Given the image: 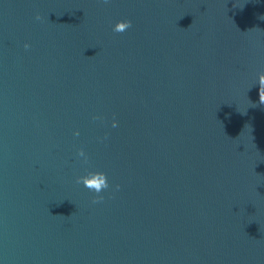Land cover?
Masks as SVG:
<instances>
[{"label":"water","instance_id":"95a60500","mask_svg":"<svg viewBox=\"0 0 264 264\" xmlns=\"http://www.w3.org/2000/svg\"><path fill=\"white\" fill-rule=\"evenodd\" d=\"M261 73L264 0H0V264H264Z\"/></svg>","mask_w":264,"mask_h":264},{"label":"clouds","instance_id":"9594fccd","mask_svg":"<svg viewBox=\"0 0 264 264\" xmlns=\"http://www.w3.org/2000/svg\"><path fill=\"white\" fill-rule=\"evenodd\" d=\"M104 3H108L109 0H103ZM37 20H40L41 17L39 15L36 16ZM132 26L131 20H121L117 22L113 28V31L116 33H123L127 31ZM26 49L30 47V45L25 44ZM259 84V102L264 104V73L259 75L258 79ZM94 120L100 119L98 116L93 117ZM112 127H118V121L115 119L112 121ZM76 136H79L80 133L77 131L75 133ZM80 157H84V162H88V157L85 151L81 148L78 152ZM77 183H82L89 191L96 193L97 195L93 198V203H100L103 201L104 197L99 195L105 189L110 188V184L107 178L106 173L104 172H89L87 175L77 178ZM120 186L116 185V189L119 190Z\"/></svg>","mask_w":264,"mask_h":264}]
</instances>
